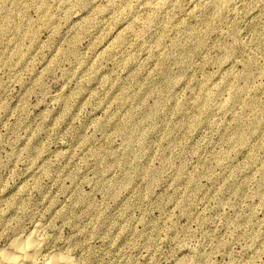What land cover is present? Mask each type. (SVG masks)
<instances>
[{"label":"rangeland","instance_id":"1","mask_svg":"<svg viewBox=\"0 0 264 264\" xmlns=\"http://www.w3.org/2000/svg\"><path fill=\"white\" fill-rule=\"evenodd\" d=\"M154 3L0 0V248L264 264V0Z\"/></svg>","mask_w":264,"mask_h":264},{"label":"bare ground","instance_id":"2","mask_svg":"<svg viewBox=\"0 0 264 264\" xmlns=\"http://www.w3.org/2000/svg\"><path fill=\"white\" fill-rule=\"evenodd\" d=\"M154 1V5L157 6L172 5L175 0ZM243 135L240 133L239 137L244 139ZM43 229L42 225H36L31 232L17 235L8 245L1 247L0 264H81L70 252L58 249L48 250V238L44 235Z\"/></svg>","mask_w":264,"mask_h":264}]
</instances>
